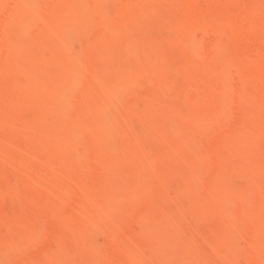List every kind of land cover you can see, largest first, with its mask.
<instances>
[{"label":"bare ground","instance_id":"6f19581e","mask_svg":"<svg viewBox=\"0 0 264 264\" xmlns=\"http://www.w3.org/2000/svg\"><path fill=\"white\" fill-rule=\"evenodd\" d=\"M20 1L21 0H0V40L6 38L10 32L12 33L15 29L20 27L24 14L22 11L14 7L16 4L20 3ZM25 1L30 2L31 0H25ZM67 1L68 2L65 3L70 5L69 7L67 6V4L65 5V3L63 2V5L66 6L65 8H60L62 7L60 6L59 7L60 9L59 8L57 10L53 9L54 11L52 10L49 13L47 12L48 14H46L47 18L53 19L56 22L58 21V23L60 24L59 28L53 29L54 36L52 39V43L55 45H60L63 42L62 38L65 29L71 30V28L74 27V25L80 24L79 13H81V10L77 11V9L79 10L80 7L76 8L77 4L79 3V2L77 3L78 0H67ZM70 1H76V2L74 3ZM148 1L149 2H147V0H142V1L136 0L131 3L141 4L140 2L143 3L147 2L149 3V5L154 4L153 5L154 7L157 6L158 4L157 0H148ZM71 4H75L76 6L73 5L72 7ZM136 4L133 5L136 8H140ZM146 4L140 5L143 6V9L145 11L142 8L140 9L144 11L142 13L144 14L146 13L145 15H147V12L152 8L151 5L150 9L147 10V6H145ZM70 7H72L73 9H71ZM157 7L158 8L156 10L158 9H160L158 11L163 10L162 12L166 14L163 17L157 15L158 18L161 19H157V17H154L155 19H157V21H154L155 24L153 22L149 23L150 21L155 20L154 18L149 19L146 17H145L146 20H143L141 23L140 18L144 19L145 15L141 14L142 15L141 16L136 14L135 16L134 11H136L135 10L136 8L134 7L133 9L129 10V11L132 10L134 11L129 13L128 12L122 13L127 16L125 15L122 16L121 13H115L114 16L112 15L111 17H113L112 19L114 20H117L119 17L118 22L121 24V27H125L122 26L123 24L127 26L129 25V27L130 25H134V24H135L134 26L140 25L138 27L140 33L137 34V37L135 38L133 37L135 40H131L133 39L132 37H129L130 39H128L127 37L124 38L125 41H130L127 43H125V41L123 40H120V38L123 37L125 33H127L126 31L125 33H123L124 31H120L122 32V34H120V32L118 33V31H113V33H116L114 35H117L119 39H117V37L112 38L113 36L111 35L112 33L105 32L104 34L105 36L102 37L104 40L101 38L100 39L101 41L99 40V42L96 41H93L94 43L91 42V46L83 47L85 48L86 52L81 53L84 50H80L81 52L79 53L77 52L78 53L77 56L74 55L75 52L77 51L76 50L73 51L74 54H71L73 56L69 55L66 58L57 57L52 60H48L46 62H41L37 57V31L33 32L30 35V39L25 43L16 44L14 42L13 44H10L11 46L9 44L8 46L0 45V102L2 101L5 102L7 99V104L10 106V108H12L11 114H5L4 116H0V122L12 120L20 123L35 124L37 123V120H40L43 117H45L47 112L56 110L60 112V117L58 119L53 120V124H51V133L57 136L67 134L70 131L69 120H73V121L77 120L81 115L82 116L80 118H85V117L87 118L90 117L91 115H99L100 111H102L105 108V106L108 105L109 101L112 99L113 92H115V90H118L117 88L124 84V78L127 77L129 74V67L135 63V62L133 63V61H137V60L140 61L141 58L147 56H157L156 52L158 50H161L159 44H161L162 46L163 45L166 46L167 42L165 40H168L169 44H171V41L169 40L170 38L166 39L167 37L166 35H169L170 31L177 33L179 30L188 31L193 28H200V29H204V31L212 32L213 34L215 33L218 34L219 31L221 32L224 30L223 36L217 39L218 43L211 45V47L207 49L205 48L202 49L203 53H201L200 51H199L200 53L198 52L199 54H195L197 53V51L192 52L193 56L191 57L192 58L195 57L199 61L194 60L193 62H190L189 59L187 62L184 63L182 62L183 64L182 74L178 75L180 72H178L177 67H175L177 65L181 66L179 65L180 62L179 64L178 62L177 64L175 62V54H178V51L181 52L180 50H182L181 46H179L177 43H174L173 47H171V50L170 49L168 50L169 51L168 53L170 54L165 56V58H163V59L168 58L170 63L162 64L160 65V67L158 66L155 67L153 70H151L152 73H154L155 75V77L153 78H156L157 81L156 83L161 81V83L167 82L170 84L175 79H177L180 87L179 90L181 89V91H183L184 97L185 95L188 97L187 100H185L186 102L184 104H178L176 107L171 109V112L169 114L167 112L164 113L163 111H161L160 114L155 113L157 114L158 118H154L153 115H149V112H147L148 115L146 114H145L146 116L144 115L145 117L143 116V113L141 114L136 113L139 110H142L141 112L146 111L144 108H143L144 110L141 109L142 106L141 103L143 102L144 99H148L149 95H151L152 93H149V95H147V93L142 94L137 99L129 102L128 104L129 108L127 107L128 108L127 114L133 116V114L135 115L136 113L135 117H141L140 119L143 118L142 120L145 119L150 123L152 120H154V123H156L157 122L156 120H158L159 122H163L162 124L164 126L166 124H168V126H165L167 128V129L165 128L166 134L163 137L164 139L159 141L161 143H158L155 146L151 145L152 147H150V143L145 139L142 140L143 137L141 136L142 138L141 139L139 138L140 137L139 136L137 143L134 146H132L133 149L129 150L128 153L137 162L144 163L149 155L158 153L160 150L164 149L165 147L172 145L176 141V139L180 138L181 132L176 133L175 130L180 129L179 131H181L180 126L182 123L187 122L192 125H198V124L213 125L214 123H216L217 116H219L220 115L219 113H221L220 111L226 108L225 105H228L227 107L228 111L232 110L235 116L237 117L236 118L233 115H231V118L233 120L237 119V121L236 122L233 121L235 122V125L233 124L232 128H229L231 126L228 127L229 129L227 130L230 131L219 130L226 132V133L224 132V134L222 133L221 134L222 136L220 135L219 136L220 138L222 137L224 141L225 139L228 140L230 139L229 142L230 141L234 143L236 142L238 145L240 144L239 139H241L240 137H242L245 143L244 149L242 147V150L245 151L244 152L245 154L241 155L240 152L238 154L237 152L238 149L236 151V154L230 153L232 151H229L227 153L228 151L227 149L226 152L221 153L225 155L223 156V158L225 157L224 158L225 160H221V158H217L218 156L215 155H218V153H220L218 151L221 148L223 139H220L222 141L221 142L220 140H218L219 138L217 137L216 138L217 140L215 139L214 141L212 138L214 137L213 136L214 134H212V128L208 129L211 130V133L210 134L208 133L209 135L206 133L207 135L206 137H208V139L206 138L207 142H203L201 140L202 141L201 143H195V144L201 146L200 144L204 143V146L205 145H211V146H206L204 148L207 149L205 150L206 152H202L200 156L192 157L193 159L190 160L187 170L192 172H208L214 166L213 158H215V160L218 159L216 163H218V165L221 164L220 165L221 167L220 166L218 167L217 164L215 165L214 168H218L219 171L216 169L217 170L216 172L213 169V177L211 178V180L213 179L211 183L215 184L216 188L212 189L215 186L211 185L213 187H209V189H207V185H206V187L200 186L202 187V189H204L201 190L199 186H197L199 188L198 189L197 187L189 186L185 181H180L177 184L179 189L175 188L176 190H180L181 188L180 193H177L178 195L174 196L173 193L175 191L173 190L172 195H173V199L175 200L174 201H172L173 199L169 200L170 203L168 204L169 205L168 208L166 206H165L166 208L164 207L162 208V210L167 209V213H165L167 214V216L162 212V215H165L164 219L167 220L166 221L164 220L159 224L158 227H156L157 231L155 234H151L152 237L154 235L153 243L155 244L152 243H150L151 245L148 244L149 250L148 248H146L147 251L145 256H149L148 255L149 253L147 252L155 253L151 250L150 246H152V248L153 247L155 248L156 246L157 250L158 248L160 251L165 250V252H162L165 253L164 256H168L169 254L172 255L175 253L176 250L181 251V254H184L187 251V254H185L187 255V258H185L186 260L181 259L183 260L182 261L183 263L185 262V264H199V263L205 264L209 262H219V264H224V263L248 264L247 263L248 261L244 263H234V262L229 263L228 260L219 259L220 256L218 257V261H212L211 259L213 258H211V251H214V249H216L215 245L219 246L218 244H216L219 242V241L216 242L218 236L217 231L219 230V228L228 227L229 226L228 224H230V221L226 218H229L231 220L233 215L235 216L233 217L234 219L259 217L263 221L262 223L264 225V209L257 211V210L247 209L245 207L243 208L237 207L236 209H238L239 211L236 212L237 211L236 210L235 213L237 214L235 215L234 213H231L232 212L231 204L229 202H225L223 198L219 197L222 194L225 195L236 194L239 200L241 199L246 200L256 190L264 187V130L262 129L264 128V30H261L260 34L257 37L251 38L250 35L247 33V25L241 22L243 20L249 19L251 17L256 16L257 14L262 13L264 11V0H259L255 4H248L246 3V1H242V0H166L165 2H163L162 6H157ZM138 11L139 10H137L136 12ZM35 13L37 14L36 11ZM117 14L121 15L122 17H120ZM149 14L150 12H148V15ZM152 15L153 14H151L150 16ZM138 16L141 17L137 19ZM127 20L133 22H129V24H127L128 23ZM146 21H149L148 22L149 25L147 26L146 24L148 23H146ZM144 23L146 24L143 25ZM125 28L127 30V27ZM165 32L168 33H166L164 40L160 39L162 37L159 36L160 35L163 36ZM107 35H109V37ZM157 40L166 43L162 44V42L160 43ZM156 41L157 43H159L158 45L154 44V42ZM103 43L105 45L101 46V44ZM120 43H122V46H120L121 45ZM109 44L113 45L112 47H114L115 50H118L117 51L118 53L115 52L117 54L108 55L103 51H101L100 53L101 48H103L104 50V46H108ZM132 45H134L135 47L132 48ZM124 46L126 47L128 46L126 50L127 49L130 50L129 47H131L132 52L126 51ZM164 46L161 48L165 49L166 47L164 48ZM168 46L167 49L170 48ZM121 47L124 50H122ZM80 53L81 56L78 57ZM102 53L104 56L101 55ZM120 54H123L124 56ZM202 55H204V57H202ZM105 56H112L113 58L110 60L109 59L110 57H105ZM162 56H158V57L160 58ZM172 56H174V58ZM220 56L223 57V60L218 58ZM102 57L103 58L105 57L103 61H101ZM118 57L120 59H118ZM9 58H10V63H8ZM188 58L189 57H187V59ZM202 58H204V60H202ZM11 59H12V63H11ZM113 59L116 60H114L113 62ZM163 59L161 58L162 61L161 63H163ZM4 61L5 64H3ZM104 61H106L105 64L107 65V67L105 65V70L109 72L108 74L106 73V75L109 78H106L108 80L105 79L106 81L103 83H106L109 80L111 81H109L106 84V86H104L106 87V90L104 94L102 92L103 95H101L99 105H97L98 104L97 103V104L87 105L86 107L83 106L82 110H80L81 108L77 107L78 106L77 105L76 107H73L74 109L76 108L75 110L70 108L72 111H70V109L69 111L72 114H68L69 111L67 112L66 111L67 109L64 107L65 99L62 93H60L61 95L60 94L54 95L52 93H44V95H37L38 75L39 78L40 76H52L55 67L60 64L75 66L79 68V70H81L82 68L84 69L93 64L104 63ZM195 62L198 63L195 64ZM108 66H112V70H114L116 75H113V72L109 70L111 68L110 67L108 68ZM193 67H196V70L193 69ZM192 69L195 70L193 74L196 76L197 79L195 80V84L193 80L187 79V75L190 74ZM118 74H120V76H118ZM143 74H141L142 76L138 75V77H141L140 79H142V81H145L146 79H144L145 76L143 77ZM147 74L151 76L150 75L151 73H147ZM154 75L152 74V76ZM17 76H21L20 82L17 81L16 79ZM121 76H123L124 78ZM229 80L232 86H235L239 90L237 92L231 93V95H233L234 97L230 95L229 96L230 98L228 96L225 98V99L229 98L228 102L229 101L230 102L228 104H225L224 102L220 103V101L222 100L219 99L220 101H218V97H217V99L214 100V102L216 103H214L210 109L206 111H200L196 109L195 105L197 103L212 102L210 100H212L211 98L214 97L211 96H213L214 93L219 92V90L222 89L223 85L228 84L227 82ZM32 86H36V89L33 90ZM153 86L157 87L156 85ZM66 89L67 86H65L63 90L65 91ZM151 90H148V92H150ZM247 95L248 98H245L244 96ZM234 99H235V103L233 104L234 101L232 102V100ZM230 103L232 104V106L230 105ZM210 104L208 105L210 106ZM83 109L85 111H83ZM130 110L133 112V114ZM64 114L66 116L71 115L70 116L71 118L68 116L66 117ZM121 114H124V111H122ZM164 114L166 115L168 114V115L165 116ZM162 115L163 118L161 117ZM169 121H171L173 125H171V122ZM245 123H249V125L253 127L250 133L246 132L245 128L249 126L248 125L245 126ZM242 124H244V126H242ZM175 126L178 128H175ZM241 128L243 129L241 130ZM256 128L258 129L261 128V131H259ZM241 131H245V134L246 133L247 134L244 135L242 133H239ZM9 136H11V134H7L2 130H0V162L2 164L0 166V250L11 251L15 248L21 249L22 252L17 257L16 264H39L41 263L39 257L41 256L42 251L46 252V250H51L52 248L54 251H56L57 249L55 250V248L53 247V245L56 244L59 245L61 249H66L73 242H77L80 241V239H83L86 233L84 231H88V233L93 231L95 228H92L91 226L97 227L99 225L98 224L99 220L96 219L95 221L93 220L92 223L87 224V222H84L83 219L81 218V213L85 214L88 211H90L93 206L101 204L103 202L104 197L113 189L141 191L147 188V186L149 187L148 184L152 181L151 179H153V183L155 182L158 185L159 184L164 185L167 188L171 187V181L169 180L170 174L164 164L160 163L158 166L155 167V169H153L155 170L153 171L155 175H151L154 176V178H151L150 175H148V177L144 175L135 176L132 173L128 172L126 169L115 168L114 167L115 165H122V164L119 162L117 158H114L109 161V163L113 165L112 170L108 171L107 169H100L98 171H94L95 180H93L90 184H88L86 190H84V192H87L86 193L87 197H82L81 199H78L76 202L70 201L68 189L71 186L80 183L78 182L79 181L78 177L76 175H71V174L68 175L65 174L59 181L58 180L54 181V183L55 182L58 183L55 184L53 183V186L48 187V190L42 191L44 193L37 194V188L33 186L35 184L34 181H37L36 178L37 155L43 158L49 157V155L52 154V149L50 148V144L46 140L39 141L38 143L37 137L34 136H17V135H12V137ZM80 136L82 137L79 138V140L82 139V142L80 143H82L83 145L84 144L92 145L101 141L102 139L101 134H99L97 131L93 129L88 130L85 134ZM209 138H212L211 141H209ZM233 138H235L239 142L235 141V139ZM144 141H147V144L146 143L144 144L143 143ZM226 142L227 140L224 142L225 146H226ZM5 143L7 145L11 144V148H13L15 151H17L19 154L22 155L23 163L20 169H17L13 165L9 155L3 151V144ZM140 143L144 144V146L147 145L146 147H149L148 150L150 152L149 151H148L149 153L146 152L147 150L145 149L147 148L144 149V147H141L142 144L140 145ZM206 143H211V144H206ZM79 145L76 144V146L72 149L75 152L72 151L70 153H67L68 155L67 156L65 155L66 156V157L64 156L65 158L61 157L63 156V154L60 153L58 154L56 152H54L53 157L56 159L63 158L61 160L65 162H72L75 159V155ZM118 146L119 145H117L116 147L118 148ZM240 146H242V144ZM232 150H236L235 147ZM225 153H227V155L229 156L233 154L231 158L233 160H229L230 157H227ZM235 155L238 158L237 157L235 158L234 157ZM239 164L240 165L242 164L241 166L244 165L243 168H245V170L241 167L239 168L238 166ZM245 165L247 167H245ZM235 168H238L237 170L239 169L244 170L242 174H244V172L245 173L247 172L246 174L249 175L248 179L244 183H242L243 175L238 176V181L239 183L242 184L238 183L237 185L236 184L237 182H234L236 180L234 178V174H232V171L234 173L235 171L239 173L237 170L234 171ZM247 169L248 171H246ZM241 170H239L240 173ZM18 173H21L26 179L23 177L15 178V176ZM150 174H153L152 171L150 172ZM228 174L233 175V176L230 175L229 177L231 179L232 177L234 178L231 181L234 183V185L231 184L230 180H228L229 179ZM223 178L225 179L223 180ZM257 178H259V180ZM226 181H229L228 183L230 184H228ZM219 184L221 185L223 184V186L225 187H221ZM208 190L211 191L214 190V191L207 192ZM191 193L196 194L198 198V202L204 200L205 202L208 203H210L209 201H213V200H217V202H221L219 201L221 199L222 200L221 203L224 202V204L219 203L222 206L218 207V209L217 208L214 209L215 205L213 204L214 203L213 202L212 204H210L211 206L214 205L212 211L216 210L217 212L215 213L213 212L210 215L207 214L208 216L204 215L206 216L205 218H203L204 216H201V214L199 213L200 216L202 217L200 219L199 217L197 218L196 216L198 215L196 214L198 209V206L196 205H198V202H196V204L193 203L194 205L189 207L190 208L188 209L189 211L185 210L188 207L185 206L186 205L184 204L185 202H183L184 206L178 204L179 202L180 204H182L181 201L184 200L183 198L187 197ZM172 195L168 197L172 198L171 197ZM12 196L14 198H11ZM209 196L210 198H208ZM63 202L73 203L71 205L72 206L71 208L73 210V215H75L74 220L72 222L70 221L71 223L68 222L69 223L68 224L67 222L59 220L60 218L58 217V214L56 215L51 214L50 218L46 220L47 223L46 221H43V223L45 224L44 226L46 227L41 228L40 223L37 220V215L41 214V211L45 207H51V206L55 207L57 204H62ZM173 204H175V206H173ZM151 205H148L146 206V208L141 210L142 211L149 210L152 207ZM180 208L181 209L183 208L184 210L181 211ZM185 212L188 214H186ZM117 213L120 212L118 211ZM181 213L183 214L180 215ZM231 214L232 216H230ZM117 215H121V214H117ZM117 217L118 216H116V218ZM134 217L136 216L134 215ZM184 217H186L185 219L186 222L188 223L185 222ZM136 219L137 218H133L130 220V218L129 219L126 218L125 222L126 220H128L129 223L128 222L125 223L124 221H122L125 224L122 223L124 226L121 225L124 228L123 230H121V233L123 232L124 234H127L133 232L134 230L133 228H135L136 226L135 224ZM197 219H200V221H202L206 225V230L201 229L200 228L201 226L196 227L199 229H192L193 227L191 228V224L192 225L195 224V222L198 221ZM196 223L200 224V222H196ZM212 226L213 228H215L213 235L211 234ZM262 227L263 228L261 230L242 231L244 234L242 233L240 234L237 231L236 232L237 235L232 234L229 236L233 238L235 235L236 239L233 238V240L230 241L231 238L228 237V239L227 238L224 239L226 240L225 243L229 244L231 249H233V251L234 250L239 251L240 249L247 248V246L251 244V242H254L257 239L259 240V238L264 239V226ZM21 229H23V231ZM188 229L191 230L189 231ZM41 230H45L44 233H47L46 235H49V237L51 236V240L47 239V243L44 244L42 243L41 245H39L37 244V240L35 237L37 236V232ZM21 232L22 233L27 232L26 235L29 236L21 237L20 236L21 234H18ZM245 233L246 236H243L245 235ZM124 234H120V235L124 236ZM159 235L163 236L165 239L163 244L158 240L160 239ZM177 236H179L178 237L179 239L188 237L187 238L188 240L182 239L185 242H180L181 240L179 241V239L176 238ZM244 238H246L249 244H247V241L245 240L244 241L246 243L242 242V239ZM175 240L177 242L179 241V243H176ZM219 240H221V242H224L222 241V239ZM106 241L105 243L108 244ZM116 244L118 245H114L115 249L117 250L119 248L123 249L122 246H119L120 245L119 243ZM143 244L144 242L141 244L140 247H142ZM243 244L247 246L242 247L244 246ZM106 247L104 246V248ZM181 247H183L186 251ZM226 247L230 249L229 246ZM229 249L227 250L232 251ZM25 250L32 251L31 256L29 255L30 256L29 258L25 257L28 252V251L26 252ZM142 250L144 251V249ZM94 251L95 250H93V254L91 255V258L94 259L93 261H98L99 253L96 254ZM129 254H130L129 251L128 252L126 251V255L124 258L132 259L129 256ZM131 254L133 255L135 253H131ZM178 254H180V252L175 254L176 257H174V259L177 258ZM150 255L152 256V254ZM61 256H63L62 253ZM156 256H160V254L159 255L156 254ZM162 256L163 255H161L158 258L160 259L162 258ZM182 256L180 257L181 258L186 257V256L184 257ZM215 256L217 255L215 254ZM133 257H135V255H133ZM252 257L253 258L251 259L250 264H264V257H261L257 252H254L252 254ZM148 258H150L149 260H151V257ZM148 258H142L143 260L138 259L141 261H136V258H134L135 260H131L132 263L130 261L128 262L129 264H143L142 261H144L145 259L148 260ZM153 258L154 257L152 256V259ZM159 261L161 262V260ZM177 261L178 260L170 264H178ZM144 262H148L147 264H150L149 261H144ZM7 263L8 262L5 260V258L3 256H0V264H7ZM62 264H65V262ZM66 264H74L72 258H70V260H68ZM125 264H127V262H125Z\"/></svg>","mask_w":264,"mask_h":264},{"label":"rangeland","instance_id":"374dc122","mask_svg":"<svg viewBox=\"0 0 264 264\" xmlns=\"http://www.w3.org/2000/svg\"><path fill=\"white\" fill-rule=\"evenodd\" d=\"M64 1H62V0H31L30 2H26L25 0H21L20 3H18L14 6L15 8L22 11L24 14L21 25L19 28L15 29L12 33L10 32L6 38L1 39L0 45L8 46V44L10 45V44H13L14 42L16 44L17 43L18 44L25 43L30 39V35L33 32L37 31V57L39 58V60L41 62H46L48 60H52V59L57 58V57L66 58L69 55L74 54L73 51H76V50L77 51L74 54L75 56H77V54L79 52H81L80 50H84L81 53H85L86 50L83 47L91 46V42L94 43L93 41L99 42V40L103 36H105L104 35L105 32H110V33H112L111 35H113L112 38L117 37V39H119L117 35H114L116 33H113V31H118V33L120 31H124L123 33H125V31H126L127 33H125L124 36L120 38V40H123V41H125L124 38H126V37L128 39H130L129 37L135 38V37H137V34L140 33L139 28H138L140 25H138V26H134L135 24L130 25V27H131L130 28L129 25L127 26V25L123 24L122 26L127 27V30H126V28L121 27V24L118 22L119 17H118V19L115 18L117 20H114V19H112L113 17H111L112 15L114 16L115 13H121V15L124 16L125 14H122V13H125V12L129 13V12L134 11V10H132V11H129V10L133 9V7L136 8L133 5L136 3H131V2H134L136 0H132V1L131 0H128V1L127 0H78L77 3L78 2L79 3L77 4V6L75 4H71V5H72V7H73V5H75L76 8L80 7L79 10L77 9V11L81 10V13H79L80 24L74 25L75 29H74V27H72L71 30L65 29L63 32V38H62L63 42L60 45H55L52 43V39L54 36L53 29L59 28L60 24L58 23V21L56 22L53 19L47 18L46 14H48L53 9L57 10L60 6H62L60 8H65L66 6L63 5ZM165 1L166 0H163V1L157 0V3L160 4V5L157 4V6H162L163 2H165ZM242 1H246V3H248V4H255L259 0H242ZM59 2H61V3H59ZM65 2H68V1L66 0ZM70 2L75 3L76 1H70ZM80 2H81V4H80ZM147 2H149V1L147 0ZM140 3L141 4H136V5L143 9V6H140V5L146 4V3H143V2H140ZM151 3H153V2H151ZM66 4L67 3H65V5ZM151 5H152V8L150 9ZM151 5H149V3H147L145 5V6H147V10L150 9L148 11V12H150L149 15L147 12L148 16L145 15L146 13L145 14L142 13L145 11L144 9H143L144 11L141 10L140 8L135 9L136 11L139 10L138 12L134 11L135 16H136V14L137 15H141V14L145 15L144 19L140 18L141 23L143 20H146V18H149V19L152 18L153 19L154 17H157V19H161V18H158V16L163 17L166 14V13L162 12L163 10H161V11H158L160 9L156 10L158 7L157 6L154 7L153 6L154 4H151ZM67 6L69 7L70 5L67 4ZM72 7H70V8L73 9ZM159 8H161V7H159ZM35 11L37 12V14L35 13ZM55 12H57V11H55ZM165 12H166V10H165ZM151 14H153V15L150 16ZM117 15H119V14H117ZM121 15H119V16L122 17ZM125 16H127V15H125ZM141 16H138L137 19H139V17H141ZM130 18H131V15H130ZM134 19H136V18H134ZM157 19L150 21V22L146 21V23L153 22L155 24L154 21H157ZM124 20H126V19H124ZM132 20H133V18H132ZM127 21H128L127 24H129V22H133V21H129V20H127ZM122 22H125V21H122ZM136 22H137V20H136ZM241 22L243 24L247 25V33L250 35L251 38L257 37L260 34L261 30H264V11L260 14H257L254 17L243 20ZM146 23H144L143 25H145ZM149 23L146 24V26L149 25ZM223 32H224V30L221 32L219 31L218 34H216V33L213 34L212 32L204 31V29L193 28V29H190L188 31L179 30L177 33L170 31L169 32L170 36L166 35V33H168V32H165V34L162 33L163 36L160 35L159 37H162L160 39L164 40L165 35L167 37L169 36L168 38L166 37V39L170 38L169 40L171 41L172 46H171V44H169L168 40H165L167 42V44H166V46H164V45L163 46H164V48L165 47L166 48L162 49L161 47H163V46L161 44L157 43L158 40L156 42H154V44H156V45L159 44V47L161 49V50H158L156 52L157 56H147V57L141 58L140 61H138V60L133 61V63L134 62L135 63L129 67L128 76L125 78L123 76H121L124 78V84L122 86L118 87L117 88L118 90H115V92H113L112 99L109 101L108 105H106L105 108L102 111H100L99 115H91L90 117H87V118L86 117L80 118L82 116L81 115L77 120H74V121L69 120L70 121V125H69L70 131L67 134L57 136V135H53L51 133V124H53V120L58 119L60 117V112H58L56 110L47 112L46 116L40 120H37V123H35V124L20 123V122H16V121H12V120L0 122V130H2L3 132H5L7 134H11V136H9V137H12V135L34 136V137H37L38 143H39V141H44V140L49 142L50 148L52 149V154L49 155V157H47V158H43V157L37 155V177H36L37 181H34L35 184L33 185L35 188H37V194L38 193L39 194L44 193L42 191L48 190V187L53 186L54 181H57V180L59 181L65 174L66 175L71 174V175H76L79 179L78 182H80V183L73 185L68 189L70 201L76 202L78 199H81L82 197H87V195H86L87 192H84V190H86V187L88 184H90L93 180H95V176H94L95 172L94 171H98L100 169H107L108 171L112 170L113 165L110 164L109 161L114 159V158H117L119 160V162L122 164V165H115L114 164L115 168L126 169L128 172L132 173L135 176L136 175L137 176L144 175V176L148 177V175H150V176L155 175V173L153 172L155 170H153V169H155V167L158 166L160 163H162L166 166V168L170 174L169 180L171 181V187H169V188H167L164 185H160V184L158 185L155 182L153 183V179H151L152 180L150 182L151 186L149 183L148 184L149 187L147 186V188H145L141 191H132V190L130 191V190H125V189H123V190L113 189L112 191H110L104 197L103 202L101 204L93 206L92 209L85 214L81 213V218L83 219L84 222H87V224H90L93 222V220L95 221L96 219H98L99 225L97 227L91 226L92 228H95V229L89 233H88V231H84L86 233H85V236L83 234V236H84L83 239H80V241H77V242H73L66 249H61V247L56 244V245H53L55 250L57 249L56 251H54L53 248L51 250H46V252L42 251L41 252L42 254L39 257L41 260V263H39V264H62L64 262L66 264L68 262V260H70V258H72L74 264H125V262H127V264H129L128 261H130L132 263L131 260H135L134 258H136V261H141V260H143L142 258H148V257H151V260H153V261L149 260L150 258H148V260L145 259L144 261H149L150 264H153V263L161 264L163 262H164L163 264H165V263L170 264V263L176 262V260H178L177 261L178 264H185V262L183 263L182 261L186 260L185 258H187V255H185V254H187V251L183 247H181V248L186 251L184 254H181V251H179V250H176V251L174 250L175 253L172 255L169 254L168 256H164L165 253H162V252H165V250L160 251L159 248L157 250L156 246H155V248L154 247L152 248V246H150L151 250L155 253L147 252V253H149L148 254L149 256H145L146 251H147L146 248H148V246L151 245L150 243L155 244V243H153L154 242V235L152 237L151 234L156 233V231H157L156 227H158L159 224L165 220L164 216L165 215L167 216V214H165V213H167V209L162 210V208L163 207L168 208V206H169L168 204L170 203L169 200L173 199V195L176 196V195H178L177 193H180L181 188H180V190H176V189H179L177 184L180 181H185L191 187H197V186L206 187V185H207V189H209V187L215 186V184L211 183V181L213 180V179L211 180V178L213 177V169L216 172L218 170V168H214L215 165L217 164L218 167L221 165V164L218 165V163H216L218 159L215 160V158H213L214 166L208 172H192V171H188L187 167L190 163V160L193 159L192 157L200 156L202 154V152H206L205 150H207V149H204L206 146H211V145H205L204 146V143H203V144H200L202 146L201 147L195 143H201L202 141L207 142L206 140L208 139V137H206L207 136L206 133L207 134L211 133V130H208L210 128H212V134H214L213 135L214 137H212L214 141L217 137L219 138L218 140L223 139L222 137L220 138V136H222L221 134L222 133L224 134L225 131H219V130L230 131L227 129L232 128L233 124L235 125V122L237 121V119L233 120L231 118V115L236 117L235 114L233 113L232 110L228 111V109H227L228 105H225L226 108H224V110L220 111L221 113H219L220 115L217 116L216 123H214L213 125H211V124L192 125V124L187 123V122L182 123L180 126L181 131H179L180 129L175 130L176 133L181 132L180 138L176 139V141L172 145L165 147L164 149L160 150L158 153L153 154V155H149L144 163L137 162L134 158H132L129 155L128 151L133 149L132 146H134L137 143L139 136H140L139 138H141V136L143 137V139L141 138L142 140H144V139L147 140L150 143V147L155 146L158 143H161L159 141L163 140L164 139L163 137L166 134L167 128L165 126H168V124H166L164 126L162 124L163 122H159L158 120H156L157 121L156 123H154V120H152L151 123L149 121H146L145 119L142 120L143 118L140 119L141 117H135L136 113H139V114L143 113V116H144L145 114L148 115L147 112H149V115H153L154 118H158L157 114H155V113L160 114V112L163 111L164 113L167 112L169 114L171 112L172 108L176 107L178 104H184L186 102L185 100H187V97H188L186 95L184 97L183 91H181V89L179 90L180 87H179V82L177 79H175L170 84L167 82L161 83V81L156 83L157 82L156 78H153V77H155V75H154V73H152L151 70H153L155 67H158V66L160 67V65H162V64H169L170 63L168 58H166V59H163V58H165V56L170 54V53H168L169 52L168 50L169 49L171 50V47H173L174 43H177L179 46H181L182 50H180L181 52L178 51V54H175V62H176V64H177V62H178V64L180 62L179 65H181V66L177 65L175 67H177V71L180 72L178 75L182 74L183 73L182 62L183 63L187 62L189 59H190L189 60L190 62H193L194 60L197 61L198 60L197 58L193 57V58H195V59H193L191 57V56H193L192 52L197 51V53H195V54H199L200 52L203 53L202 49H204V48L207 49V48L211 47V45L218 43L217 39H219L223 36ZM120 34H122V32H120ZM107 36L109 37V35H107ZM134 38L131 40H135ZM128 39H126V40H128ZM116 42H118V41H116ZM127 42H130V41H125V43H127ZM158 42L161 43L162 41L159 40ZM112 43H114V42H112ZM125 43H123V44H125ZM165 43L162 42V44H165ZM16 44H14V45H16ZM120 44H121L120 46H122V43H120ZM168 44H169V46H168ZM102 45H105V44L103 43V44H101V46ZM109 45L104 46V50H103V48H101L100 53H101V51H103L108 55L117 54L118 50H115L114 47H112L113 45H110V46ZM167 46L170 48L167 49ZM124 47L126 50V48L128 46L127 47L124 46ZM133 47H135V46L132 45V48ZM98 48H100V47H98ZM132 48L129 47L130 50L127 49L126 51L132 52ZM121 49L124 50L122 47H121ZM115 52H117V53H115ZM81 53H80V55H78V57L81 56ZM122 53H124V52H122ZM101 55L104 56L103 53ZM120 55L124 56L123 54H120ZM162 55H164V56H162ZM71 56H73V55H71ZM158 56H162V57L159 58ZM105 57H110L109 58L110 60L113 58L112 56H105ZM172 57L174 58V56H172ZM187 57H189V58L187 59ZM202 57H204V55H202ZM104 58L102 57L101 61H103ZM161 58L163 59V63H161L162 62ZM218 58L223 60V57H221V56ZM118 59H120V58L118 57ZM199 59H201V58H199ZM114 60H116V59H113V62H114ZM202 60H204V58H202ZM119 62H117V63H119ZM8 63H10V58H9ZM11 63H12V59H11ZM105 63H106V61H104V63L93 64V65L86 67L84 69L82 68L81 70H79V68H77L75 66H71V65L69 66L67 64H60V65L55 67L54 73L52 76H40V78H39V75L37 76V95H44V93H52V94L56 95V94L62 93L64 96V99H65L64 107L67 109L66 110L67 112L69 111L70 108L75 110L76 108L74 109L73 107H76L77 105H78L77 107L81 108L80 110H82L83 106L86 107L87 105H90V104H97L98 103L97 105H99L101 95H103L105 93V90H106V87H104V86H106V84L109 81H111V80H109L106 83H103L106 80H108L106 78H109L106 75V73L108 74L109 72H107V70H105V65H106ZM117 63H115V64H117ZM197 63L198 62H195V64H197ZM3 64H5V61ZM10 65H8V66H10ZM106 67H107V65H106ZM109 67L111 68L109 70L111 72H113V75H116L114 70H112V66H108V68ZM193 69L196 70V67H193ZM193 69L190 72V74L187 75V79L193 80L194 84H195V80H197V79H196V76L193 74V72L195 71ZM174 71H176V70H174ZM111 72H110V74H111ZM143 73H145V74H143ZM147 73H151L150 74L151 76H149V74H147ZM141 74H143V77L145 76L144 77V79H146L145 81H142V79H140L141 77H138V75L142 76ZM152 74L154 76H152ZM118 76H120V74H118ZM111 78H113V77H111ZM147 78H149V79H147ZM16 79L18 82H20L21 76H17ZM150 81H151V83H150ZM143 83H145V84H143ZM146 83H148L150 85H148ZM153 83H155V84H153ZM227 83L228 84L223 85L224 88L222 86V89L219 90V92L214 93L213 96H211V97H214V98H211L212 100H210L212 102L197 103L195 105L196 109L200 110V111H206V110L210 109L211 106H213V104L216 103V102H214V100L217 99V97H218V101L222 100V101H220V103L224 102L225 104H228L230 102V101L228 102V100L230 98L229 96L231 95V93L237 92L239 89H237L235 86H232L230 80ZM103 84H105V85H103ZM152 84L156 85L157 87H154ZM65 86H67V89L64 91L63 89ZM149 87H151V88L154 87V88H152V90H151V88H149ZM32 88L34 90V89H36V86H32ZM148 90H151V91L148 92ZM102 92H103V94H102ZM146 93H147V95H149V93H152L151 95H149L148 99H144L142 103L140 101V103L142 105L141 109L144 108L146 111L141 112L142 110H139L134 115L133 112L130 110L132 112L133 116L130 114H127L128 113L127 111L129 108L128 107L129 102L137 99L140 95L146 94ZM227 96L229 98L225 99ZM231 96H233V95H231ZM244 97L248 98V95L244 96ZM188 100H189V98H188ZM232 102L234 104L235 99L232 100ZM210 103H212V104H210ZM74 104H76V105H74ZM208 104H210V106ZM230 105L232 106L231 103H230ZM135 110H137V109H135ZM11 111H12V108H10V106L7 104V99L5 102L4 101L0 102V116H4L5 114H11ZM70 111H72V110L70 109ZM70 111L68 112V114H72ZM83 111H85V110L83 109ZM122 111H124V114H121ZM64 113H66V112H64ZM82 114H83V112H82ZM164 115L167 116L166 114H164ZM67 116L70 117L71 115H67ZM161 117L163 118V115ZM161 117H159V118H161ZM146 118H148V117H146ZM160 121H161V119H160ZM233 121H235V122H233ZM169 122H171V121H169ZM171 125H173L172 122H171ZM247 125L249 127L245 128L246 132L250 133V131L253 127H251L249 125V123H245V126H247ZM229 126H231V127H229ZM242 126H244V124H242ZM261 127H263V126H261ZM175 128H178V127L175 126ZM243 128H241V130ZM91 129H93V130L97 131L99 134H101L102 139H101V141H99L95 144H92V145H86V144L83 145L82 143H80V142H82V139L79 140V138L82 137L80 135L85 134L88 130H91ZM254 129H255V127H254ZM256 129H258V128H256ZM262 129L264 130V128H262ZM258 130L261 131V128H259ZM255 132H257V131H255ZM239 133H242L244 135L247 134V133L245 134V131H241ZM212 134H211V136H212ZM223 136H225V135H223ZM238 136H239V134H238ZM212 138H209V141H211ZM240 138H241V139H239L240 142L237 141L235 138H233V139H235V141L240 143L239 145L236 142L235 143L232 141L229 142L230 139L229 140L225 139V141L227 140L226 146H225L224 139H223V142L220 140L222 142L221 148L218 151L220 153H218V155H215V156H218L217 158H221V160H225L224 159L225 157L223 158V156H225V155H223L221 153L226 152L227 149H228L227 153L229 151H232L230 153L236 154V151L238 149V151H237L238 154H239V152L241 153V155L245 154L244 153L245 151L242 150V147L244 149L245 143H244V140L242 139V137H240ZM198 140H200V141H198ZM147 141H144L143 143L147 144ZM139 142H141V141H139ZM76 144H78V145L80 144V145L78 146V150L76 152L75 159L72 162H65V161L61 160L63 158L56 159L53 157L54 152H56L58 154L59 153L63 154V156H61V157H64L65 155L67 156L68 155L67 153H70L72 151L75 152L72 149L76 146ZM141 144L142 143H140V145ZM144 144H142L141 147H144V149L147 148L145 150H147L146 152H148L149 147H146L147 145L144 146ZM206 144H211V143H206ZM241 144H242V146H240ZM117 145H119L118 148L116 147ZM234 147L236 150H232ZM3 151L9 155L10 159L12 160L13 165L17 169H20V167L22 166V163H23L22 155L19 154L17 151H15L13 148H11V144L10 145H7L6 143L3 144ZM221 151H223V152H221ZM227 153H225V154L227 157H230L229 160H233V159H231L233 154H231L229 156V155H227ZM221 155H222V157H221ZM234 157L236 158L237 156L235 155ZM221 162H223V161H221ZM1 165L2 164L0 162V166ZM241 165L240 164L238 165L239 168L244 167V165L243 166H241ZM245 167H247V166L245 165ZM94 168H95V170H94ZM237 169L238 168H235L234 171ZM243 169L245 170V168H243ZM239 170H241V169H239ZM239 170H237L239 173H237L235 171L236 174L232 171V174H234V178L236 180L234 182H237L236 183L237 185L239 183L238 176L243 175L242 176V183H244L248 179V176H249L246 174L247 172L246 173L244 172V174H242L244 170H241V173ZM151 171L153 174H150ZM246 171H248V169ZM230 175L231 174H228V178H229L228 180H230V182H231L234 178L232 177V179H231L229 177ZM219 176H220V174H219ZM231 176H233V175H231ZM21 177L25 178L21 173H18L15 176V178H21ZM225 177H227V176H225ZM151 178H154V176H151ZM224 179L225 178H223V180ZM257 179L259 180V178H257ZM220 182H221V180H220ZM226 182L228 183L229 181H226ZM55 183H58V182H55ZM242 183H239V184H242ZM228 184H230V183H228ZM231 184L234 185L233 182H231ZM152 185H153V187H152ZM211 185H213V186H211ZM219 185L221 187H225V186H223V184L222 185L219 184ZM154 186H156V187H154ZM236 187H238V186H236ZM200 188H201V190H204V189H202V187H200ZM215 188H216V186L212 189H215ZM239 188H241V187H239ZM173 190L175 191L174 193H173ZM176 191H179V192H176ZM209 191H211V190H208L207 192H209ZM213 191H211V192H213ZM172 193H173V195H172ZM170 195H172L171 196L172 198L168 197ZM221 196H219V197L223 198V200H225V202H229L231 204V207H232L231 213H234L235 215L237 214V213H235V211L236 210H237L236 212L239 211L238 209H236L237 207L238 208L245 207L247 209H252V210H257V211L264 209V187L256 190L246 200H242V199L239 200L238 196L236 194H233V195L222 194ZM11 198H14V197L12 196ZM208 198H210V196ZM220 198H218V199H220ZM183 199L184 200L181 201L182 204H180V202L178 204L183 205V202H185L184 203V204H186L185 206H188L185 209L186 211H189L188 209H190L189 207L194 205L193 203L196 204V202H198V198H197L195 193H191ZM211 199H214V198H211ZM174 200L175 199H173L172 201H174ZM208 201H209V199H208ZM219 201L222 202L221 199ZM209 202L210 203L205 202V200L198 202V205H196V206H198V209L196 212V214H198V215H196L197 218L199 217L201 219L202 218L201 216H204V215L208 216L207 214L210 215L213 212L214 213L217 212L216 210L212 211L213 206L215 205L214 209H216V208L218 209V207L222 206L221 204H224V202L223 203L217 202V200H213V201H209ZM173 203H175V202H173ZM212 203L214 205L211 206L210 204H212ZM219 203H221V204H219ZM72 204H73L72 202H69V203L63 202L62 204H57L55 207H53V206L45 207L41 211V214L37 215V220L39 221L41 228L46 227V226H44L45 224L43 223V221L48 220L50 218L51 214L52 215L58 214V217L60 218L59 220H62L64 222H67V223L70 221L72 222L75 218V215H73V210L71 208ZM148 205L152 206L149 210H144V211L141 210V209L146 208V206H148ZM173 206H175V204H173ZM231 207H229V208H231ZM180 210L183 211L184 209L180 208ZM118 211L120 213H117ZM162 212L165 215H162ZM199 213L201 214V216ZM117 214H121V215H117ZM182 214L183 213H181L180 215H182ZM186 214H188V213H186ZM134 215L136 217H134ZM116 216H118V217L116 218ZM120 216H122V217H120ZM206 216H204L203 218H205ZM230 216H232V214ZM233 217H235V216L233 215ZM233 217L231 218V220L229 218H226L230 221V224H228L229 225L228 227L219 228V230L217 231L218 236L216 235L217 236L216 242L219 241L220 243L219 242L216 243L219 246L215 245L216 249H214V251L217 253H215L214 251H211V258L214 259V260L213 259H211V260L212 261H218V257L220 256L219 259L228 260L229 263H231V262L244 263V262L248 261L247 263L250 264L251 259L253 258L252 254L254 252H257L261 257H264V239H262V238H259V240L257 239L254 242H251V244H249V242L246 240V238L242 239V242L246 243L245 241H247V244H249L250 246L246 245L247 248L240 249L239 251H235V250L233 251V249H231L230 245L225 243L226 240H224V239H226V238L228 239V237L230 235L236 234L237 231L240 234L241 233L244 234L242 231L261 230L263 228L262 226H264L262 223L263 221L259 217H248V218H243V219H234ZM126 218L127 219L130 218V220L133 218H137V219L135 220L136 226H135V228H133L134 229L133 232L124 234L123 232L121 233V230L124 229L122 226H124L123 224H125L127 222L129 223L128 220H126V222H125ZM185 218L186 217H184V220L186 222ZM200 219H197L198 221L195 220L196 222H200V224L196 223V222L193 225L191 224V228L193 227L192 229H199L196 227L201 226L200 227L201 229L206 230V225L202 221H200ZM122 221H124L125 223ZM192 222H190V223H192ZM46 223H47V221H46ZM186 223H188V222H186ZM9 224H11V223H9ZM197 224H199V225H197ZM195 225H197V226H195ZM214 229L215 228H213V226H212V228H211V230H212L211 234L212 235H213ZM21 230L23 231V229H21ZM188 230L190 231L191 229H188ZM44 232H45V230L38 231L37 236L35 237L37 240V244H39V245H41L42 243L43 244L47 243V239L51 240V236L49 237V235H46L47 233H44ZM26 233L27 232H23V233L21 232L18 234H21L20 236L22 237V236H27ZM246 233L243 236H246ZM120 234H124V236L120 235ZM159 237H160V239H158V240L163 244V242L165 241L164 237L161 235H159ZM178 237L179 236H177L176 238H178ZM23 238H25V237H23ZM187 238H182V239L188 240ZM229 238H231L230 241H232L233 238H235V235L233 238L232 237H229ZM182 239H179V241L181 240L180 242H185ZM219 239H222V241H224V242H221V240H219ZM24 240H26V239H24ZM145 240H147V241H145ZM105 241L108 244H106ZM179 241L177 242L175 240L176 243H179ZM115 242L119 243L120 244L119 246H122L123 249H121V248H119L118 250L115 249L114 245H118ZM143 242H144V244L142 245V247H140ZM181 244H184V243H181ZM223 244H225V245H223ZM101 245H103V246H101ZM243 245L244 246H242V247H246L245 244H243ZM104 246L105 247L107 246L108 248L106 247L107 248L106 249V248H104ZM226 246H229L230 249L227 248ZM96 249H97V251H96ZM142 249H144V251ZM227 249L232 250V251H228ZM93 250H95L94 252L96 254L99 253V255H98L99 260L96 259L98 261H93L94 259L91 258V255L93 254ZM148 250H149V248H148ZM219 250L222 252H220ZM126 251L127 252L129 251V253H130L129 256L132 259L129 258L130 259L129 260L127 258L126 259L124 258L126 255ZM21 252H22V250L18 249V248H15L11 251L0 250V256H3L9 264H16V259L21 254ZM179 252H180V254L177 255L176 259H174V257H176L175 254H177ZM31 253H32L31 250L28 251L27 255L25 257L29 258L31 256ZM61 253L63 256H61ZM95 253H94V255H95ZM131 253H135V254H133V255H135V257H133V255ZM182 253H183V251H182ZM57 254L60 256H58ZM150 254H152V256L154 257L153 259H152V256ZM156 254H158V255L160 254V256L161 255H163V256H162V258L159 259L158 257H160V256H156ZM215 254L217 256H215ZM180 256H182V257L186 256V257L181 258ZM179 257H180V260H179ZM138 259H141V260H138ZM167 259H169V260H167ZM181 259H183V260H181ZM159 260H161V262ZM144 261H142L143 264L148 263V262H144ZM110 262H113V263H110ZM205 264H219V262H209V263H205ZM244 264H246V263H244Z\"/></svg>","mask_w":264,"mask_h":264}]
</instances>
